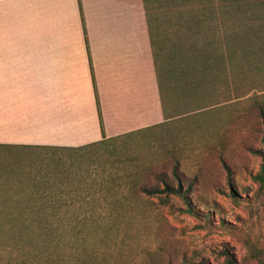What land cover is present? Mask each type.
I'll list each match as a JSON object with an SVG mask.
<instances>
[{
	"label": "rangeland",
	"instance_id": "obj_1",
	"mask_svg": "<svg viewBox=\"0 0 264 264\" xmlns=\"http://www.w3.org/2000/svg\"><path fill=\"white\" fill-rule=\"evenodd\" d=\"M209 10L211 30L169 57L168 120L62 153L0 150V264H264V0ZM165 183L186 198L144 192Z\"/></svg>",
	"mask_w": 264,
	"mask_h": 264
},
{
	"label": "crops",
	"instance_id": "obj_2",
	"mask_svg": "<svg viewBox=\"0 0 264 264\" xmlns=\"http://www.w3.org/2000/svg\"><path fill=\"white\" fill-rule=\"evenodd\" d=\"M191 1L0 0V150L62 153L165 122L169 57L228 6Z\"/></svg>",
	"mask_w": 264,
	"mask_h": 264
},
{
	"label": "trees",
	"instance_id": "obj_3",
	"mask_svg": "<svg viewBox=\"0 0 264 264\" xmlns=\"http://www.w3.org/2000/svg\"><path fill=\"white\" fill-rule=\"evenodd\" d=\"M228 1V6H227V8L229 7V0H227ZM237 2L238 1H240V0H236ZM237 9H238V7H237ZM243 24H244V22H243ZM241 37H243L242 35H241ZM240 49V48H239ZM234 51V50H233ZM232 50L230 51V52H233ZM235 55H236V52L234 51V53H231L230 54V57L231 58H234L235 57ZM223 56V55H222ZM223 59H225V57L223 56ZM231 60V59H230ZM170 65H172V64H170ZM180 68L183 70V71H185V72H187V71H189V68H187L185 65H181L180 66ZM169 71V70H168ZM167 71V72H168ZM189 86H192V85H189V83H188V87ZM165 87V86H164ZM187 87V88H188ZM193 87V86H192ZM191 88V87H190ZM163 98V97H162ZM163 100V99H162ZM166 119L168 120L169 118H168V114H166ZM264 120V119H263ZM108 140H110V139H102V141H100V142H98V143H95V144H92V145H97V144H101V143H103V142H105V141H108ZM92 145H90V146H92ZM253 180L256 182V183H258V186H259V189H263L264 188V160L262 161V163H261V166H260V171L255 175V176H253ZM144 192H146L147 194H157V193H159V192H165L167 195L168 194H175V195H177V196H179V197H181L182 199H185L186 198V196H185V194H184V192H182V190H181V186L179 185V183H178V185H177V187L176 188H172V187H170L169 185H167L166 183H165V185H164V187H163V189H161V190H158V189H154V190H147V189H144ZM223 254L225 255V262H226V264H236V261H235V259L228 253V252H226V251H224L223 252ZM202 264H206V263H202Z\"/></svg>",
	"mask_w": 264,
	"mask_h": 264
}]
</instances>
